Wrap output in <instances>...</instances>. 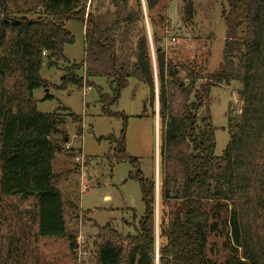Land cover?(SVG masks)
<instances>
[{
    "label": "trees",
    "instance_id": "trees-1",
    "mask_svg": "<svg viewBox=\"0 0 264 264\" xmlns=\"http://www.w3.org/2000/svg\"><path fill=\"white\" fill-rule=\"evenodd\" d=\"M96 1L0 0V264H78V231L71 223L79 217V206L65 200L54 170L61 143L67 142V135L57 136L68 110L40 112L34 96L37 88L48 85L41 76L45 59L49 67H58L65 46L75 40L66 23H84L85 55L63 69L60 87H91L94 77L103 76L115 84L113 101L130 78H137L150 88L147 101L154 106L153 58L142 0L134 5L130 0ZM221 2L228 27L225 70L204 76V68L182 64L188 82L178 83L182 104L171 117L166 83L179 74L178 64L168 61L161 46L155 50L161 103L159 183L155 174L142 177L138 159L125 153L123 130L120 159L137 168L129 177L140 182L145 211L134 234L117 232L110 224L101 228L97 237L106 241L95 242L94 264H264V0ZM145 3L150 13L158 0ZM185 13L193 19L192 1ZM152 36L157 43L153 26ZM230 77L241 83L242 106L218 156L211 89ZM100 100L109 112V96L101 94ZM68 113L77 121L76 114ZM217 234L230 247L222 262L208 255L209 238ZM89 259L84 264H91Z\"/></svg>",
    "mask_w": 264,
    "mask_h": 264
},
{
    "label": "rangeland",
    "instance_id": "rangeland-1",
    "mask_svg": "<svg viewBox=\"0 0 264 264\" xmlns=\"http://www.w3.org/2000/svg\"><path fill=\"white\" fill-rule=\"evenodd\" d=\"M190 1L195 7L192 20H188L185 13V6ZM135 2L130 0V5ZM142 5L153 58L154 106L147 101L150 88L137 78H130L129 85L113 101L110 100L114 96L115 84L112 85L103 76L93 78L94 83L87 93L86 88L89 86L80 88L73 84L67 88L60 87L63 69L84 59L85 25L77 19L66 23V29L74 35L75 40L65 46L64 59L58 67H49L45 59L41 76L48 85L34 91L40 112L68 110L64 111L67 114L66 122L60 127L61 134L57 136L60 138L67 135V142L61 143L62 150L56 154L54 170L59 175L58 183L65 200L73 199L79 206V217L72 219L71 227L78 231V236H84L91 264L95 263V242L106 241L97 237L101 228L110 224L117 232L134 234L140 229V219L145 211L140 182L129 177L130 174H136L137 168L129 159H120L123 152L119 138L123 130L125 153L138 159L142 177L151 179L155 174L157 186L159 183L161 103L155 53L157 46L162 47L168 61L178 64L179 71L177 77L169 78L166 83L167 117L177 114L181 108L178 83L188 82L182 64L194 66L196 70L204 68V76L225 70L224 50L228 27L223 17L221 0H158L150 13L145 0H142ZM28 16L35 17L32 14ZM152 26L158 35L157 43L152 36ZM238 53L235 50L234 55L237 57ZM84 72L81 69L78 74L83 76ZM200 82L202 80L197 84ZM240 88V81L230 77L228 81L211 89L210 109L213 124L217 128L215 152L218 156L223 154L231 139L230 128L242 106ZM47 93L53 95V99L45 100ZM101 94L109 96V112L105 113L102 109ZM68 112L76 114L77 121ZM109 136L114 139H106ZM225 239L219 234L209 238L210 258L218 262L226 260L230 247L225 244ZM237 254L242 255V248L238 247ZM155 256L157 258V254Z\"/></svg>",
    "mask_w": 264,
    "mask_h": 264
},
{
    "label": "built area",
    "instance_id": "built-area-1",
    "mask_svg": "<svg viewBox=\"0 0 264 264\" xmlns=\"http://www.w3.org/2000/svg\"><path fill=\"white\" fill-rule=\"evenodd\" d=\"M89 89L90 87L86 88V93L88 92ZM88 255H89V248L88 247L86 248L84 236L81 234L77 238V263L84 264Z\"/></svg>",
    "mask_w": 264,
    "mask_h": 264
},
{
    "label": "water",
    "instance_id": "water-1",
    "mask_svg": "<svg viewBox=\"0 0 264 264\" xmlns=\"http://www.w3.org/2000/svg\"><path fill=\"white\" fill-rule=\"evenodd\" d=\"M159 258V256L157 255V259Z\"/></svg>",
    "mask_w": 264,
    "mask_h": 264
}]
</instances>
